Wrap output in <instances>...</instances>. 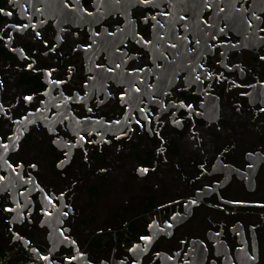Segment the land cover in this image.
I'll return each mask as SVG.
<instances>
[{
  "label": "flooded vegetation",
  "instance_id": "obj_1",
  "mask_svg": "<svg viewBox=\"0 0 264 264\" xmlns=\"http://www.w3.org/2000/svg\"><path fill=\"white\" fill-rule=\"evenodd\" d=\"M157 4L0 0V162L35 205L13 229L59 226L79 264H264V0Z\"/></svg>",
  "mask_w": 264,
  "mask_h": 264
},
{
  "label": "water",
  "instance_id": "obj_2",
  "mask_svg": "<svg viewBox=\"0 0 264 264\" xmlns=\"http://www.w3.org/2000/svg\"><path fill=\"white\" fill-rule=\"evenodd\" d=\"M6 158H3V162H0V174L1 172L7 174L5 178L0 179V198L4 196H9L11 200L12 206L9 209H12L11 212L13 214V218L10 220L9 225L11 228L16 226H21L22 222L25 219V213L29 206H32L31 211L35 209V205H33V201L31 203H27V200L31 197L29 193H22L21 190L23 187L27 186L20 182V179L13 178V167L9 168L5 163ZM1 177V175H0ZM33 186L38 188L36 181H32ZM44 225V224H43ZM50 231V235L48 237L47 243L50 246V254H58L62 249H71L73 254L75 255L73 259L69 262L73 264H79L80 261L85 260L87 258L86 254L80 253L79 247L72 243V240H64L60 238L59 234V226H56L55 229L48 226ZM13 239L12 243H21L27 250V247L30 245L31 240L27 239L24 236L17 234L15 231L12 233ZM136 251V250H135ZM134 252L130 251V255L132 256ZM49 261H44L45 264H61L60 260H51L50 256ZM118 264H121L119 262Z\"/></svg>",
  "mask_w": 264,
  "mask_h": 264
},
{
  "label": "built area",
  "instance_id": "obj_3",
  "mask_svg": "<svg viewBox=\"0 0 264 264\" xmlns=\"http://www.w3.org/2000/svg\"><path fill=\"white\" fill-rule=\"evenodd\" d=\"M12 206L9 196L0 198V221L8 223L13 218V214L8 212ZM116 233L114 237L116 238ZM118 249L126 256L130 255L129 249L134 247V243L125 236L115 239ZM36 249V251H33ZM83 251H81L82 253ZM50 256L51 260H62L68 256H63L60 253L50 254V246L48 243H39L38 241H31L30 245L26 248L21 243L12 244L11 248L0 252V264H45L41 257ZM75 256L74 254L69 257ZM114 264H117L116 262Z\"/></svg>",
  "mask_w": 264,
  "mask_h": 264
},
{
  "label": "snow or ice",
  "instance_id": "obj_4",
  "mask_svg": "<svg viewBox=\"0 0 264 264\" xmlns=\"http://www.w3.org/2000/svg\"><path fill=\"white\" fill-rule=\"evenodd\" d=\"M9 2L12 3L13 0H9ZM136 2H137L138 4H140V5L145 6V7H148V6H156V7H158L157 0H136ZM116 3H119V0H116ZM0 13H3V15H5V16H12V14H13L11 11H4L3 9H0ZM87 14H88V15H92L91 12H88ZM155 18H156L155 16L152 17V19H155ZM255 19L259 21L261 18H260L259 16H257V17H255ZM145 22H147V21H145ZM249 26L251 27L252 25L250 24ZM24 27L26 28V27H28V26H27V25H24ZM161 27H163V25H161ZM209 27H211V26L209 25ZM220 31L223 32V29H220ZM260 31L264 32V27L260 28ZM36 35L39 36V33H36ZM213 38H215V37H213ZM0 39H3V38L0 37ZM142 39H143V38L141 37V40H142ZM183 39H186V38H183ZM262 39H264V37H262ZM145 43H148V42L145 41ZM196 43L199 44V40H197ZM171 47L175 48L176 45L173 44V45H171ZM260 59H261V60H264V56H261ZM29 67L31 68V65H29ZM201 67H202V66H201ZM49 75H50V73H49ZM206 76H207V79H209V80H211V79L213 78L212 74L207 73V72H206ZM157 78H158V77H157ZM195 79H196L197 81H199V80H200V77H199V76H196ZM52 83H53V84H56V83H58V82L55 81V80H53ZM201 83H202V81H201ZM236 86L239 87V85H236ZM136 91L139 92V89H136ZM165 94H166V93H165ZM25 99H26V100H30L31 97H25ZM179 106H180V107H185V105H184L183 103H181ZM0 107H2V106H0ZM188 107H190V106H188ZM88 111L91 112L92 109H91V108H88ZM144 111H145V110H144L143 108L140 109V112H141V113H143ZM27 119H28L27 117H24V120H27ZM130 119H132V117H131L130 115H127V114H126V115L124 116V121H113V123H117V124L122 123V122H123V123H126V122H128ZM145 119H147V117H145ZM16 123H22V121H16ZM29 123H32V121H29ZM77 123H79V121H77ZM97 123H100V121H97ZM135 123L138 125L139 128H145V125H144V124H141L139 120H135ZM149 123H151V122L149 121ZM176 123L179 124L180 122L177 121ZM49 131H51V129H49ZM128 131H133V129L129 128ZM148 131H149V132H152L153 129L149 128ZM126 134H127V133H125V135H126ZM155 134H156L157 136H159V133H158V132L155 133ZM88 135L91 136L92 133L89 132ZM19 138H20V136L17 135V136H16V139L19 140ZM5 139H7V140H11V137H0V147L4 148L5 150H8V148H9L8 143H4V142H2V141L5 140ZM79 139L83 141V140H84V137H83V136H80ZM116 139H120V136L117 135V136H116ZM161 139H162V138H161ZM109 142H110V141H105V143H109ZM53 143H57V144H59V141H53ZM88 143H95V141H88ZM65 146L68 147V148L75 147V145H68V144H66ZM16 148H17V146L14 144V145H13V150H15ZM158 151H159L160 153H163L164 149L161 147V148L158 149ZM65 155H67V153H65ZM249 155H251V154H249ZM5 163L8 165L9 168H12V163H9V161H7V160H5ZM65 163H67V161H61V162H60L61 166H62L63 164H65ZM17 167L23 168L24 166H23V164H18ZM29 167H31V168H36V165H35V164H31V165H29ZM151 170L154 171V169H151ZM137 171H138L141 175H145V174H147V173L150 171V169H149V168H146V167H140V168L137 169ZM17 175H19V173H17ZM0 179H2V177H0ZM40 191L43 192V189H40ZM58 199H60V198L58 197ZM49 203H51V201H49ZM192 203L194 204L195 201H192ZM262 206H264V205H262ZM65 207H67V205H65ZM7 210H8V211H12V209H7ZM63 215H64V216H67V212H64ZM173 219H175V217H173ZM153 224H155V221H153ZM149 227H152V225H149ZM169 227H171V225H169ZM161 231H163V229H161ZM168 234L170 235V233H168ZM61 235H63V233H61ZM64 239L67 240L68 237H64ZM140 239H141V240L148 241L149 243L151 242V238H149V237H144V236H142V237H140ZM72 243H75V242L73 241ZM136 248H139V245L134 246L132 249H129V251H131V252H135ZM143 250L146 251L147 249H143ZM33 251H36V249H33ZM41 258L44 259V260H46V261H49V257H48V256H43V257H41ZM249 258L252 259V260H255V259H256L255 256H251V257H249ZM50 264H51V261H50Z\"/></svg>",
  "mask_w": 264,
  "mask_h": 264
},
{
  "label": "trees",
  "instance_id": "obj_5",
  "mask_svg": "<svg viewBox=\"0 0 264 264\" xmlns=\"http://www.w3.org/2000/svg\"><path fill=\"white\" fill-rule=\"evenodd\" d=\"M14 230L15 229L11 228L8 223L0 221V252L11 248L13 244L12 243V239H13L12 233Z\"/></svg>",
  "mask_w": 264,
  "mask_h": 264
},
{
  "label": "rangeland",
  "instance_id": "obj_6",
  "mask_svg": "<svg viewBox=\"0 0 264 264\" xmlns=\"http://www.w3.org/2000/svg\"><path fill=\"white\" fill-rule=\"evenodd\" d=\"M115 230H119L120 229V226L119 227H115L114 228ZM93 231L95 230V229H92ZM98 230V229H97ZM106 230H109V228H101V229H99L98 231H106ZM36 241H38L39 243H44V242H42L41 240H36ZM106 241V239H104V242ZM84 246H82V248H83Z\"/></svg>",
  "mask_w": 264,
  "mask_h": 264
}]
</instances>
